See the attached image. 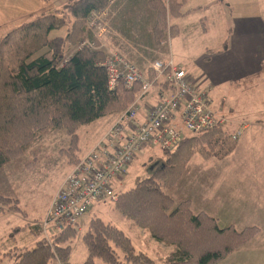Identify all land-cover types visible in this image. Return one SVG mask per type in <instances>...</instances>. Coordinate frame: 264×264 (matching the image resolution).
Listing matches in <instances>:
<instances>
[{"label": "trees", "instance_id": "obj_1", "mask_svg": "<svg viewBox=\"0 0 264 264\" xmlns=\"http://www.w3.org/2000/svg\"><path fill=\"white\" fill-rule=\"evenodd\" d=\"M133 1L137 6L143 0ZM187 1L146 0L147 12L132 15L130 19L136 24L142 19L141 26L149 25V48L150 43L160 46L169 33L178 36L179 28L172 21L184 15L182 8ZM132 4L126 9L134 10ZM106 8L110 18L109 0H70L61 9L37 13L0 37V171L20 159L29 144L47 131L64 130L75 143L81 126L121 114L136 101L140 83L126 88L120 81L114 89L109 87L103 65L105 51L88 46L73 51L84 38L97 42V34L88 29L86 21L92 13ZM61 29L64 34L51 36ZM153 51H157L155 46ZM261 69L263 72L264 61ZM234 130V124L228 123L199 133L185 131L172 151L154 147L163 154L162 165L150 176L130 189L115 190L117 199L110 201L118 212L156 241L173 248L161 264H218L259 234L256 226L242 230L222 227L208 213H195L189 200L175 201L169 193L192 156H227L236 142ZM0 199L8 200L2 195ZM77 225L52 231L51 240L44 237L24 249L13 264H77L70 262V242L76 237ZM83 242L88 258L82 264H97V259L104 264H157L147 253L137 251L123 230L99 217L90 222Z\"/></svg>", "mask_w": 264, "mask_h": 264}, {"label": "rangeland", "instance_id": "obj_2", "mask_svg": "<svg viewBox=\"0 0 264 264\" xmlns=\"http://www.w3.org/2000/svg\"><path fill=\"white\" fill-rule=\"evenodd\" d=\"M69 1L66 0L64 5L49 12L63 8ZM196 1L201 2L203 0H188L183 6V38L178 34L174 39L172 33H169L168 39L163 42V45L155 46L159 56H154L155 58L151 56L152 60L150 56H147L148 58L142 60V65L134 61L148 79L155 81V73L152 67L155 62L168 63L172 59L176 66L184 67L188 75L192 77L190 73L193 70L188 68L191 65L194 66V61L203 50H222L224 44L227 41L229 42L235 23L250 21L258 27L259 23L262 22L264 26V0H224L219 3L215 1V4L209 5V9L205 8L200 12L188 11ZM22 2L26 6L27 1L22 0ZM115 2V5L111 6L113 11H110V18H107L110 26L109 30L99 33L98 30L92 29L89 22L90 17L87 18V27L94 31L95 35L97 34V42L95 43L88 37L84 38L74 46L73 51L84 47L81 46L82 42H85L84 45H86L89 41L95 43V48L105 51L106 48L102 46V39L99 37L104 35L115 37L112 32L111 20V15L113 17L116 12L114 8L117 5V0ZM144 2L146 0L141 1L137 6H134L133 3L132 6L135 7V10L125 11L117 17L119 20L116 28L122 36L126 37L128 34V30L124 29L128 17L133 14L139 17L147 12ZM206 2V4H209L211 0ZM112 12L113 14H111ZM14 14L16 12L10 16L7 15L12 17ZM35 16H30L27 20H31ZM143 22L142 19L137 20L139 24ZM11 26L8 25L7 28L0 29V33L5 32L7 34L13 28H10ZM64 33L65 30L61 29L53 31L51 36L54 37ZM146 38L147 36L142 34L140 41L146 42ZM119 52L122 53V50L117 48L113 53L120 54ZM106 54L108 57L111 52H106ZM256 76L254 75V77ZM164 80V78L156 80L154 88L161 87L169 90L170 87L168 84L164 85ZM238 87L233 93L231 90V97L224 104L234 113L231 119L240 121V123L251 124L243 130L242 136L234 143L233 149L241 145L243 141L249 142V137H264V71L256 78H252L248 84L244 86L241 84ZM219 95L222 96L221 93ZM123 113L109 115L81 126L77 131L78 139L75 143L64 130H49L42 137H38L31 142L26 153L20 159L9 162L0 171V195L8 199L4 201L0 199V259L5 260L0 261V264H13L17 259L16 256L24 249L33 247L44 237L47 240L52 239L51 232L48 235L41 232V225L53 197L62 185V181L74 163L90 149V146L101 133L102 128L110 123L113 124L115 116L120 117ZM242 118L249 119L247 121H244L245 119L240 120ZM251 119L253 122H248ZM234 120H232L233 124H235ZM241 146L243 147V145ZM238 148V152L235 151L230 154L231 151L230 155L228 154V157L225 156V158L211 157L208 159L200 154L192 156L181 178L173 189L169 190L171 196L175 201L189 200L192 209L197 213V206L202 205L204 201L202 194L209 192V190L205 191L206 183L202 179L199 181L200 174L198 172L203 167L205 169L216 166L219 170L215 175L217 182L213 185L219 188L220 193L228 198L226 208H230V214L224 211V217L218 216L221 219L220 225L223 227L234 224L238 228H246V221L249 220L248 218L255 217V213L259 215L258 219L262 220L264 218V188H260L253 181L247 180V174H244L243 171L236 169L228 172L220 166H227L226 168H228L235 165L244 167L245 165L250 168L258 167L259 169L262 165L261 161L264 162V152L260 156L258 152L254 153L251 150L244 155V150L241 149L239 152ZM162 155L158 148L145 147L136 155L123 180L121 182L117 181L115 190L120 192L130 189L136 186L139 180L150 176L156 168L162 165ZM213 159H215V164H211ZM219 178L221 179L219 180ZM210 186L211 184H209ZM250 209L251 215L248 212ZM96 217L123 230L131 238L136 250L147 253L157 264H161L162 260L173 250L172 247L156 241L146 230L134 226L131 221L126 220L118 212L112 201L105 200L95 204L78 221L76 237L71 238L70 242L71 263L82 264L87 260L88 251L83 242V236L88 230L92 219ZM243 247L228 255L218 264H254L256 261L255 256L246 253L248 246ZM96 262L97 264H104L100 259H97Z\"/></svg>", "mask_w": 264, "mask_h": 264}, {"label": "built area", "instance_id": "obj_3", "mask_svg": "<svg viewBox=\"0 0 264 264\" xmlns=\"http://www.w3.org/2000/svg\"><path fill=\"white\" fill-rule=\"evenodd\" d=\"M115 1L110 0L109 6L114 5ZM108 14V9L92 13L89 18L92 29L99 33L107 31L110 27ZM84 44L82 42L81 46L95 48L93 42ZM103 65L111 89L120 81L126 88L137 83L142 88L131 107L65 177L42 223L44 235L76 225L95 204L116 200L115 184L125 177L136 155L145 147H158L170 152L183 138L185 131L199 133L231 122L221 110L214 108L212 87L201 89L172 60L168 63L157 61L152 65L155 81L164 78L171 88V94L153 106L141 122V103L154 88L155 81L145 78L121 54L111 53ZM246 127L243 124L234 133L233 140H238Z\"/></svg>", "mask_w": 264, "mask_h": 264}, {"label": "crops", "instance_id": "obj_4", "mask_svg": "<svg viewBox=\"0 0 264 264\" xmlns=\"http://www.w3.org/2000/svg\"><path fill=\"white\" fill-rule=\"evenodd\" d=\"M27 1V8L25 3L22 0H0V29L7 28L8 25H12L10 28L18 25L21 22L26 21L30 16L37 15L40 12H49L52 9H56L66 3V0H25ZM209 0H203L201 2L193 3L188 11H198L208 8L209 5L215 4L218 2H222L224 0H211L209 4H206ZM30 2V3H29ZM129 3H134L133 0H118L116 7L114 8L115 15H111L112 20V32L114 33L115 37H108L106 35L99 37L102 39V46L105 47L104 49L106 52L113 53L114 50L120 48L122 56H124L128 61L133 63L141 72L142 70L139 66L134 62H138L142 65V60L148 58L147 56H159L158 51H153L154 46L150 43L149 48V41L152 39L150 37V28L141 26L140 24H136L130 17L125 22L124 29L128 30L127 36H122L117 30V16L125 11H131V9H126ZM113 11V9H111ZM135 10V9H134ZM183 11V8H182ZM14 16L9 17L12 13H15ZM9 14V16L7 15ZM113 14V12L111 13ZM130 19V20H129ZM173 24H176L179 28V35L183 38V16L178 19H174L172 21ZM139 25V26H138ZM9 28V29H10ZM5 34V32L0 33V37ZM142 34L147 36V41L141 42L140 39L142 38ZM175 39V38H174ZM163 45V43H162ZM118 52V51H116ZM152 60V59H151ZM173 60V59H172ZM264 61V26L262 22L259 23V26H255L250 21H242L234 24V28H232V33L230 35L229 42L227 41L224 44V48L222 50L214 51L210 49L203 50V52L198 56V58L194 61V66L191 65L189 70H193L190 74V78L194 80L200 88H205L207 86L212 87L211 97L213 100V106L216 109H219L223 112V114L231 121L230 123L233 124L234 119L231 112L228 109L226 100L230 99L231 90L232 93L235 89L239 88L241 84L244 86L250 82L252 78H256L259 74H261L262 63ZM161 62V61H160ZM174 62V60H173ZM166 63V62H165ZM175 63V62H174ZM182 68L181 66H178ZM185 70V68H182ZM186 72V70H185ZM187 73V72H186ZM143 74V72H142ZM188 74V73H187ZM254 75H257L254 77ZM145 78V74H143ZM244 82V83H241ZM236 87V88H234ZM171 88H159L155 87L153 90L143 99L141 103V110L139 114V120L143 122L149 110L161 102L165 97L171 94ZM219 93L222 94L219 95ZM119 116H115L113 124L110 123L109 125L102 128L101 133L97 136V139L93 142L85 152L83 156H85L96 144L97 142L109 131V129L114 125V123L118 120ZM247 121L249 118H242L240 120ZM235 130L241 129L244 122L240 123V121L234 120ZM253 122L252 119L251 121ZM251 123L246 124L248 127ZM246 127L245 129H247ZM244 129V130H245ZM264 137H249V142L243 141L241 145L236 146L232 152L234 153L237 151V148L240 152L243 149L244 155L251 150L258 152L261 156L262 152H264ZM239 140V139H238ZM237 140V141H238ZM262 140V141H261ZM247 143V145H246ZM238 152V151H237ZM229 154V155H230ZM228 157V156H226ZM225 158V157H224ZM215 159L211 160V164H215ZM222 162V161H220ZM261 167L250 168L244 165V167H239V165H235L234 167L227 166H220L224 169V171H233V170H241L246 173V179L249 181H253L255 184L258 185L260 188H264V162L261 161ZM237 166V167H236ZM73 167V166H72ZM70 168V170L72 169ZM69 170V172H70ZM219 168L216 166L204 167L199 170L200 177L198 178L199 181L202 179L204 183H206L205 191L208 193L202 194L204 201L202 205L197 206V212H206L212 217L218 220L220 224L221 219L218 216L224 217V211L230 214V208H226V204L228 203V198L220 193V189L217 188L213 183H216V173ZM68 172V173H69ZM218 178V177H217ZM221 178H219L220 180ZM64 181V180H63ZM62 181V182H63ZM122 181V180H121ZM208 184V186H207ZM209 184L211 186L209 187ZM196 207V206H195ZM232 212V211H231ZM251 215V209L248 211ZM219 213V214H217ZM259 215L255 213V217L248 218L249 220L246 221L247 224L245 226H259V234L247 245L246 253H250L254 255V259H256L254 264H264V218L262 220L258 219ZM257 218V219H256ZM230 226H234L236 229H244L238 228L234 224H229ZM243 226V227H245ZM228 227V226H223ZM244 246V247H245ZM243 247V248H244ZM242 249V248H241Z\"/></svg>", "mask_w": 264, "mask_h": 264}]
</instances>
